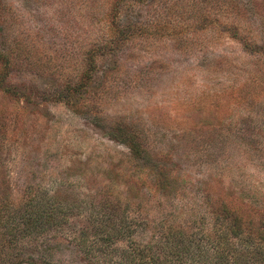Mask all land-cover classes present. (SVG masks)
<instances>
[{
    "label": "rangeland",
    "instance_id": "374dc122",
    "mask_svg": "<svg viewBox=\"0 0 264 264\" xmlns=\"http://www.w3.org/2000/svg\"><path fill=\"white\" fill-rule=\"evenodd\" d=\"M3 195L21 264H264V0H0Z\"/></svg>",
    "mask_w": 264,
    "mask_h": 264
},
{
    "label": "trees",
    "instance_id": "16d2710c",
    "mask_svg": "<svg viewBox=\"0 0 264 264\" xmlns=\"http://www.w3.org/2000/svg\"><path fill=\"white\" fill-rule=\"evenodd\" d=\"M131 145V149H133L134 151L136 150V145L135 144H130ZM132 150V151H133ZM5 196H1L0 197V225L2 226V228L4 230H9V228H11L10 226H7L8 224V220H2L3 218V214L4 211L6 209V198H4ZM230 211L227 210L226 208H223L221 210V222L225 225H228L233 233V235H238V233L240 232H244V229H246L247 231L251 232L253 235H255V237L259 240V241H263L264 242V219L262 220V222H259L258 226L256 227L255 224L253 225L252 222H246L243 221L240 217H238L237 215H232L231 214V218H230ZM7 230V231H8ZM84 239H88L87 237H85ZM9 238L7 235H5V231L3 232V234L0 235V264H21V260H15L11 259V254H8V252H6V249L8 246H10V242H9ZM12 243V242H11ZM224 252L223 250H221V256L223 259V255ZM127 259V258H126ZM129 261V260H128ZM124 263L123 259H121L120 264ZM25 264H46V261L44 260H31ZM225 264V263H223Z\"/></svg>",
    "mask_w": 264,
    "mask_h": 264
}]
</instances>
